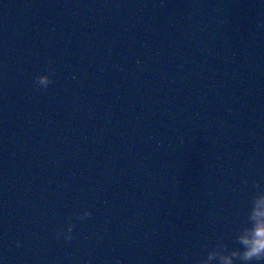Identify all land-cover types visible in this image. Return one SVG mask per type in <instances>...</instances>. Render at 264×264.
I'll return each mask as SVG.
<instances>
[{"label":"water","instance_id":"1","mask_svg":"<svg viewBox=\"0 0 264 264\" xmlns=\"http://www.w3.org/2000/svg\"><path fill=\"white\" fill-rule=\"evenodd\" d=\"M261 190L264 0H0V264H200Z\"/></svg>","mask_w":264,"mask_h":264},{"label":"clouds","instance_id":"2","mask_svg":"<svg viewBox=\"0 0 264 264\" xmlns=\"http://www.w3.org/2000/svg\"><path fill=\"white\" fill-rule=\"evenodd\" d=\"M54 75V73H53ZM36 83L47 89L52 83L50 75H42L37 78ZM259 187V186H258ZM92 216L91 211H87L80 216L84 220ZM264 190H261L253 200V207L248 219L252 221L250 227L241 229L237 236V242L242 246L243 251L239 248L229 252L226 244H217V246L208 253L206 259L200 261V264H210L213 259H218L220 264H233L239 260L241 264H262L264 262ZM75 225L67 228V240L74 239L73 231ZM63 235V230L57 233V239Z\"/></svg>","mask_w":264,"mask_h":264}]
</instances>
